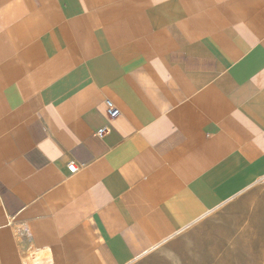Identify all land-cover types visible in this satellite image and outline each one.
Instances as JSON below:
<instances>
[{
	"label": "crops",
	"instance_id": "obj_1",
	"mask_svg": "<svg viewBox=\"0 0 264 264\" xmlns=\"http://www.w3.org/2000/svg\"><path fill=\"white\" fill-rule=\"evenodd\" d=\"M263 190L264 0H0V264H136Z\"/></svg>",
	"mask_w": 264,
	"mask_h": 264
},
{
	"label": "rangeland",
	"instance_id": "obj_2",
	"mask_svg": "<svg viewBox=\"0 0 264 264\" xmlns=\"http://www.w3.org/2000/svg\"><path fill=\"white\" fill-rule=\"evenodd\" d=\"M263 213L264 190L235 211L224 209L136 264H264Z\"/></svg>",
	"mask_w": 264,
	"mask_h": 264
},
{
	"label": "built area",
	"instance_id": "obj_3",
	"mask_svg": "<svg viewBox=\"0 0 264 264\" xmlns=\"http://www.w3.org/2000/svg\"><path fill=\"white\" fill-rule=\"evenodd\" d=\"M106 108L107 116L110 120H114L120 115V111L109 101L106 103ZM107 131V128L101 129L98 131L97 135L99 137H104L107 134ZM68 171L70 174L74 175L79 172V167L74 163H71L68 165Z\"/></svg>",
	"mask_w": 264,
	"mask_h": 264
},
{
	"label": "bare ground",
	"instance_id": "obj_4",
	"mask_svg": "<svg viewBox=\"0 0 264 264\" xmlns=\"http://www.w3.org/2000/svg\"><path fill=\"white\" fill-rule=\"evenodd\" d=\"M192 227V226H191Z\"/></svg>",
	"mask_w": 264,
	"mask_h": 264
}]
</instances>
